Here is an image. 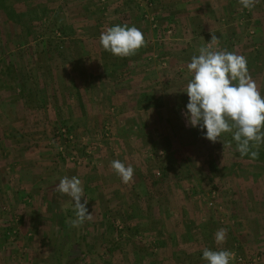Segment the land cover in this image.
<instances>
[{"label":"rangeland","instance_id":"374dc122","mask_svg":"<svg viewBox=\"0 0 264 264\" xmlns=\"http://www.w3.org/2000/svg\"><path fill=\"white\" fill-rule=\"evenodd\" d=\"M193 2L0 5V264H207L204 248L264 264V164L182 115L187 64L205 46L245 56L264 96V0L206 21ZM115 24L142 31L134 55L100 46ZM117 159L134 168L127 183ZM65 175L92 213L80 226L56 191Z\"/></svg>","mask_w":264,"mask_h":264},{"label":"clouds","instance_id":"9594fccd","mask_svg":"<svg viewBox=\"0 0 264 264\" xmlns=\"http://www.w3.org/2000/svg\"><path fill=\"white\" fill-rule=\"evenodd\" d=\"M239 2L243 8L251 9L256 0ZM216 39L213 35L211 40ZM99 43L112 55L127 57L134 55L145 39L135 25L115 24L101 32ZM187 69L191 78L184 91L188 101L182 115L188 126L202 129L204 137L213 142L222 133H231L241 156L256 157L257 152L251 147L264 144V96L249 74L247 58L227 49L212 50L205 46L199 49V54L191 57ZM111 167L122 182L127 183L133 178L131 164L117 159L111 161ZM56 191L66 194L73 202V226H80L92 218L79 177H60ZM226 235L227 229L220 228L215 233V240L223 242ZM201 258L207 264H232L235 253L230 249L204 248Z\"/></svg>","mask_w":264,"mask_h":264},{"label":"crops","instance_id":"0c3cea01","mask_svg":"<svg viewBox=\"0 0 264 264\" xmlns=\"http://www.w3.org/2000/svg\"><path fill=\"white\" fill-rule=\"evenodd\" d=\"M235 2L237 3V0H194L192 5L193 6L197 5L200 9H201V7L203 8L201 10V12H203L202 13L203 14V20L206 21V20H209L211 18L212 14H214L215 17H218L219 14H228V13L233 12L234 11L233 7L238 6V4H236ZM191 8H194V7H191ZM199 12H200V10H199ZM206 13L208 16L204 17V14H206ZM209 23H211V22H209ZM215 27H217V26H215ZM103 55H106V54H103ZM113 66H114V64H113ZM118 67H119V64H118ZM114 68L115 67H110V68L105 67L104 68V70H106L105 74L108 76H113L112 74H113ZM38 85H39V87H41V85H42L41 82H39ZM44 99H46V98H44ZM29 185L30 184L25 185V188H28ZM39 187H41V186H39ZM42 188L45 189V185L42 186Z\"/></svg>","mask_w":264,"mask_h":264},{"label":"trees","instance_id":"16d2710c","mask_svg":"<svg viewBox=\"0 0 264 264\" xmlns=\"http://www.w3.org/2000/svg\"><path fill=\"white\" fill-rule=\"evenodd\" d=\"M3 3H4V0H0V5L1 6L3 5ZM233 131H235V129H233ZM220 138H221V140L223 142H226V143L227 142H234L233 139H232V134L231 133H222ZM234 145H235V142H234ZM251 150L257 152L256 157L252 158L250 156H247V155L246 156L250 157L251 159L256 160L257 162H261L262 164H264V144L253 145L251 147Z\"/></svg>","mask_w":264,"mask_h":264},{"label":"built area","instance_id":"2783aa9c","mask_svg":"<svg viewBox=\"0 0 264 264\" xmlns=\"http://www.w3.org/2000/svg\"><path fill=\"white\" fill-rule=\"evenodd\" d=\"M233 252L235 253V259L232 261V264H255V262L257 261V259H250V260L244 259L242 258V256L237 254L235 251Z\"/></svg>","mask_w":264,"mask_h":264}]
</instances>
